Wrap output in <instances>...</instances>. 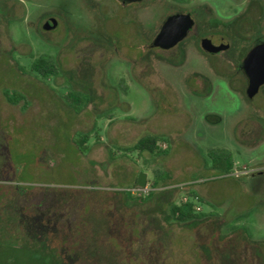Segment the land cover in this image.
Returning <instances> with one entry per match:
<instances>
[{
	"label": "rangeland",
	"instance_id": "obj_1",
	"mask_svg": "<svg viewBox=\"0 0 264 264\" xmlns=\"http://www.w3.org/2000/svg\"><path fill=\"white\" fill-rule=\"evenodd\" d=\"M46 12L56 29H43ZM140 12L0 0V186L42 220L33 239L0 235V264H264V85L249 99L241 69L264 42V0H148ZM176 12L193 30L153 46ZM203 37L231 46L209 55ZM40 56L57 72H35ZM146 135L165 154L129 151ZM220 149L238 163L229 173ZM142 172L152 195L135 191ZM198 196L200 218H173V203Z\"/></svg>",
	"mask_w": 264,
	"mask_h": 264
},
{
	"label": "trees",
	"instance_id": "obj_2",
	"mask_svg": "<svg viewBox=\"0 0 264 264\" xmlns=\"http://www.w3.org/2000/svg\"><path fill=\"white\" fill-rule=\"evenodd\" d=\"M32 69L43 77L50 76L57 72L55 64L44 56H40L34 61ZM74 94L75 93L68 92L66 97L77 106L80 103L81 98L78 95ZM88 136L89 135H84V139L86 140ZM85 140H83V144L85 143ZM159 143L160 139L158 137L153 135H146L141 137L129 149V151H149L156 154H165L166 150L161 149V147H159ZM212 154L215 163H224L223 170H225L227 173H229L234 168L235 162L229 150L220 149L217 151H213ZM157 184V180H154L153 187H156ZM9 186H0V235L4 238V240H8L11 238L23 240L28 239L27 237L33 239L35 233L34 230L31 229V234L27 235V228L28 226L32 228L35 224H41V217L40 215H37L35 213L32 214L31 217V215H29L30 213L27 211L26 206L21 205L19 207H15V205L10 201L14 196V193L11 191L12 188ZM152 194L153 191L149 193V195ZM197 198L199 200V196ZM140 199L144 198L140 196ZM194 204V199L181 200L180 203H173L171 205L170 212L173 218L179 222H187L192 219L200 218L201 214L195 211ZM27 215L29 218H27ZM38 233L40 238L44 239L43 234L40 232Z\"/></svg>",
	"mask_w": 264,
	"mask_h": 264
},
{
	"label": "water",
	"instance_id": "obj_3",
	"mask_svg": "<svg viewBox=\"0 0 264 264\" xmlns=\"http://www.w3.org/2000/svg\"><path fill=\"white\" fill-rule=\"evenodd\" d=\"M53 20L46 22L43 26L46 30L56 27ZM194 19L189 13H178L169 16L163 23L161 30L157 34L153 45L163 49H170L182 41L193 28ZM202 48L210 53H218L223 50V45L216 46L208 37L202 39ZM229 44L226 45V48ZM244 70L249 78V84L246 94L249 99H253L259 92L261 86L264 85V42L256 44L247 54L244 60ZM148 175L145 172L140 173L136 185L145 187Z\"/></svg>",
	"mask_w": 264,
	"mask_h": 264
},
{
	"label": "flooded vegetation",
	"instance_id": "obj_4",
	"mask_svg": "<svg viewBox=\"0 0 264 264\" xmlns=\"http://www.w3.org/2000/svg\"><path fill=\"white\" fill-rule=\"evenodd\" d=\"M98 1H100V0H86V2H93L94 4H95V2H98ZM119 1V3L121 4V5H123V6H125V7H127V8H129L130 9V18L132 19V20H135V21H139L141 18H142V12H140V9H141V7L143 6V5H145V4H147V1L148 0H118ZM156 1V0H155ZM154 0H150V4H153L154 2H155ZM178 13H183V14H186V13H184V12H176V13H173V14H170L169 16H171V15H174V14H178ZM187 13H189V12H187ZM190 14V13H189ZM191 15V14H190ZM168 16V17H169ZM167 17V18H168ZM191 17H192V15H191ZM166 18V19H167ZM193 18V17H192ZM166 19H165V21H166ZM50 20H53L57 25H56V27L54 28V29H56L58 26H59V24H60V21H57V17L55 16V14H52L51 12H46L45 14H44V17H43V25H42V27L44 26V24L46 23V22H48V21H50ZM164 21V22H165ZM163 22V23H164ZM194 24H195V22H194ZM163 25V24H162ZM162 25H161V27H162ZM161 27H160V30H161ZM193 28H194V25H193ZM193 28L188 32V34H187V36L189 35V33L193 30ZM44 29V28H43ZM45 31H51V30H53V29H51V30H46V29H44ZM159 30V31H160ZM159 31H158V33H159ZM157 33V34H158ZM157 36V35H156ZM186 36V37H187ZM185 37V38H186ZM156 38V37H155ZM155 38H154V40H155ZM184 38V39H185ZM203 38H205V37H203ZM202 38V39H203ZM208 38H210L211 40H212V42H213V44H215L216 46H219V45H223V50L222 51H220V52H218V53H210V52H207V51H205L203 48H202V46H201V48L203 49V51L204 52H206L207 54H209V55H220L221 53H224L225 51H228V49L230 48V46H231V43L230 42H228V40L226 39V38H224V37H221L220 38V41H219V43H215L214 41H213V39L211 38V37H208ZM183 39V40H184ZM202 39H201V42H202ZM183 40L182 41H180L177 45H179V44H181L182 42H183ZM154 42V41H153ZM258 43H261V41H259V42H257V44ZM153 44V43H152ZM227 44H229V47L228 48H226V45ZM177 45H175V46H177ZM154 46V45H153ZM174 46V47H175ZM255 46V45H254ZM253 46V47H254ZM155 47H158V46H155ZM161 48V47H160ZM173 48V47H172ZM171 49V48H170ZM247 56V55H246ZM246 58V57H245ZM245 58H244V60H245ZM244 60H243V63H242V66H241V69H242V73H243V75L245 76V78H246V80H247V86H248V84H249V78H248V76H247V74H246V71L244 70V67H243V65H244ZM262 87V86H261ZM247 89V88H246ZM247 95V94H246Z\"/></svg>",
	"mask_w": 264,
	"mask_h": 264
},
{
	"label": "built area",
	"instance_id": "obj_5",
	"mask_svg": "<svg viewBox=\"0 0 264 264\" xmlns=\"http://www.w3.org/2000/svg\"><path fill=\"white\" fill-rule=\"evenodd\" d=\"M162 147H163V149H167V148H168V145H167V144H163ZM138 190H139V191H142V192H146V193H150V192L152 191V189H150L149 186H148L147 184H146L145 187H136V188H135V191H138ZM181 200H188V199H181ZM194 201H195V204H194V209H195V211H196V212L201 211V207H200L199 205L196 204V202L199 201L198 198L196 197V198L194 199Z\"/></svg>",
	"mask_w": 264,
	"mask_h": 264
},
{
	"label": "crops",
	"instance_id": "obj_6",
	"mask_svg": "<svg viewBox=\"0 0 264 264\" xmlns=\"http://www.w3.org/2000/svg\"><path fill=\"white\" fill-rule=\"evenodd\" d=\"M160 143H161V142H160ZM160 143H159V144H160ZM246 148H248V147H246ZM247 150H249V149H247ZM237 164H238V163L235 162V166H237Z\"/></svg>",
	"mask_w": 264,
	"mask_h": 264
}]
</instances>
